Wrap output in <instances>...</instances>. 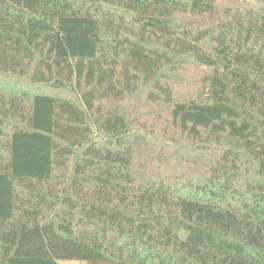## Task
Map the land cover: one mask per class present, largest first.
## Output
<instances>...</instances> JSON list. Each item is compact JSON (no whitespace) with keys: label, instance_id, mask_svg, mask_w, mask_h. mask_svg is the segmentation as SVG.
I'll return each mask as SVG.
<instances>
[{"label":"trees","instance_id":"trees-1","mask_svg":"<svg viewBox=\"0 0 264 264\" xmlns=\"http://www.w3.org/2000/svg\"><path fill=\"white\" fill-rule=\"evenodd\" d=\"M62 260L264 264V0H0V264Z\"/></svg>","mask_w":264,"mask_h":264},{"label":"rangeland","instance_id":"rangeland-1","mask_svg":"<svg viewBox=\"0 0 264 264\" xmlns=\"http://www.w3.org/2000/svg\"><path fill=\"white\" fill-rule=\"evenodd\" d=\"M192 75H193L192 73H188L187 74L188 77H190ZM43 91H52V90L48 89V88H45V89H43ZM61 263L62 264H87L86 262H77V261H74V260H62Z\"/></svg>","mask_w":264,"mask_h":264}]
</instances>
